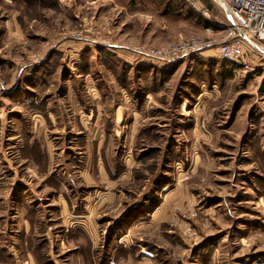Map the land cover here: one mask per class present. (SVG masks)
Here are the masks:
<instances>
[{"label":"rangeland","instance_id":"obj_1","mask_svg":"<svg viewBox=\"0 0 264 264\" xmlns=\"http://www.w3.org/2000/svg\"><path fill=\"white\" fill-rule=\"evenodd\" d=\"M195 1L0 0V264H264V60L134 52Z\"/></svg>","mask_w":264,"mask_h":264},{"label":"built area","instance_id":"obj_2","mask_svg":"<svg viewBox=\"0 0 264 264\" xmlns=\"http://www.w3.org/2000/svg\"><path fill=\"white\" fill-rule=\"evenodd\" d=\"M184 1L194 8L198 7L195 0ZM220 1L226 6L229 15L224 11V20L213 22V27L206 30L212 35L214 27L222 28L225 36L220 40L214 36L205 38L190 34L161 47H135L134 52L148 60L176 64L211 49L216 59L234 66L235 73L253 71L252 64L264 60V51L251 43L253 41L264 46V0ZM203 15L210 19L209 10L203 8Z\"/></svg>","mask_w":264,"mask_h":264},{"label":"water","instance_id":"obj_3","mask_svg":"<svg viewBox=\"0 0 264 264\" xmlns=\"http://www.w3.org/2000/svg\"><path fill=\"white\" fill-rule=\"evenodd\" d=\"M223 4V3H222ZM224 11L229 15V11L227 10L226 6L223 4Z\"/></svg>","mask_w":264,"mask_h":264},{"label":"crops","instance_id":"obj_4","mask_svg":"<svg viewBox=\"0 0 264 264\" xmlns=\"http://www.w3.org/2000/svg\"><path fill=\"white\" fill-rule=\"evenodd\" d=\"M218 1L220 2L221 6H222V8H223V4H222V2H221L220 0H218ZM223 10H224V8H223Z\"/></svg>","mask_w":264,"mask_h":264}]
</instances>
